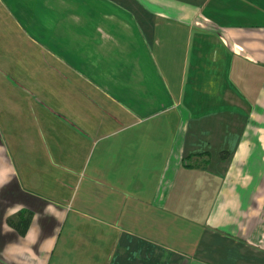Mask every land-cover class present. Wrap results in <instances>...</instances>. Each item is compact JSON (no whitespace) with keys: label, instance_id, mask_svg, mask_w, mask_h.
Masks as SVG:
<instances>
[{"label":"crops","instance_id":"crops-1","mask_svg":"<svg viewBox=\"0 0 264 264\" xmlns=\"http://www.w3.org/2000/svg\"><path fill=\"white\" fill-rule=\"evenodd\" d=\"M52 1L41 11H67L112 71L73 74L88 86L57 106L0 67V264H264V205L248 200L264 173V0H100L113 7L86 11L92 31ZM46 25L35 44L68 60L65 25ZM8 120L29 150L10 155ZM19 213L24 233L7 222Z\"/></svg>","mask_w":264,"mask_h":264},{"label":"rangeland","instance_id":"rangeland-1","mask_svg":"<svg viewBox=\"0 0 264 264\" xmlns=\"http://www.w3.org/2000/svg\"><path fill=\"white\" fill-rule=\"evenodd\" d=\"M2 2L4 8L14 16L11 15V17H8L7 14L0 9V57L4 60V65L1 63L0 67L11 76L12 80L15 81L16 78L18 82L17 86H9L14 88L16 92L18 91V86H21L22 89L28 91L33 90L39 94L38 97L35 98L40 99L38 101L39 105L43 103L60 106L62 101L57 95L58 91L65 90L64 92H70L88 86H84L83 82L78 80L77 76H73V74L79 75L80 73L83 74L86 72L87 76L93 77V82H95L94 77L99 82L103 75L109 74L112 71L108 59L103 57L101 61L99 55L95 57L94 54H91L95 46L92 40H87L85 43L86 46L83 47V40L78 38L79 35L77 34L79 33L76 28H73V25H75V27H80L82 29V25L81 23L78 24L72 17L66 16L65 14L67 11L62 12L63 10H61L62 13L55 15L50 14L51 16L48 13L45 14L44 11H41V6L45 4L46 0H2ZM55 2V0L52 1V3ZM57 2H59V0ZM64 2L66 4H72V6L76 8L78 5V8L82 11L85 10V13H82L83 15L80 16V19L88 31L94 30L99 17L96 15L97 13H86V11L94 10L96 12L102 10L108 12L113 7L104 2L101 3L100 0H65ZM17 7L23 14H20L16 10ZM51 18L55 31L58 24L65 25L61 28L60 36L63 35L64 39L69 41V47L65 48V54L68 60L60 57L56 59L57 61L51 59L40 45L35 44V41L40 43V40H46V24L49 26V20ZM33 31L38 32L34 33ZM72 39H74V41ZM56 43H58V41H55V44ZM12 44H14V46H10ZM65 66H69L73 71L69 72ZM46 91L50 93L49 98L46 97ZM21 94V102L17 103V105L19 104L21 106L20 109L22 111L27 112L34 105L35 101L33 97L23 92ZM92 95L90 96H98L97 94ZM16 99H19V97L16 96ZM3 124L4 126L1 128L2 135L5 136L7 140L10 155H13L14 145H16V147H21L23 152L29 150V144L26 143L27 141L19 145L17 144L18 139L21 138L25 141L27 140L26 137L30 135L31 129L28 128V125L24 123L23 120L22 122H18L15 126L12 120L4 121ZM262 167L264 168V160L262 161ZM256 185L255 190L258 193L253 191L248 200L252 201L254 199V194H257V198L261 195L262 205H264V173L260 175ZM252 210L253 209H251V211ZM243 212H245V210ZM262 212L264 213V208ZM263 213H261L262 216H264ZM243 242L248 243L247 239ZM260 244L264 251V241ZM187 246L188 245H183L182 247L175 246V248L182 249Z\"/></svg>","mask_w":264,"mask_h":264},{"label":"trees","instance_id":"trees-1","mask_svg":"<svg viewBox=\"0 0 264 264\" xmlns=\"http://www.w3.org/2000/svg\"><path fill=\"white\" fill-rule=\"evenodd\" d=\"M24 214L19 213L18 217L19 219L17 221H14L12 219H8L7 222L14 227L15 229H17L20 233H24L25 228H26V223L28 222V218L23 216Z\"/></svg>","mask_w":264,"mask_h":264}]
</instances>
